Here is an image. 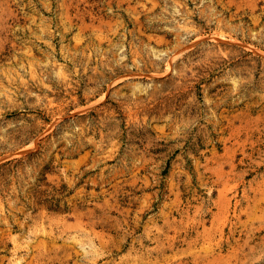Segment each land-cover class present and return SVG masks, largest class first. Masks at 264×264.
<instances>
[{
  "label": "rangeland",
  "instance_id": "rangeland-1",
  "mask_svg": "<svg viewBox=\"0 0 264 264\" xmlns=\"http://www.w3.org/2000/svg\"><path fill=\"white\" fill-rule=\"evenodd\" d=\"M0 264H264V0H0Z\"/></svg>",
  "mask_w": 264,
  "mask_h": 264
}]
</instances>
